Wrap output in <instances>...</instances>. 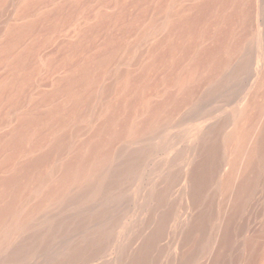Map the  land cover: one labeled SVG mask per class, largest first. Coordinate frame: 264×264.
<instances>
[{
  "label": "bare ground",
  "instance_id": "6f19581e",
  "mask_svg": "<svg viewBox=\"0 0 264 264\" xmlns=\"http://www.w3.org/2000/svg\"><path fill=\"white\" fill-rule=\"evenodd\" d=\"M102 1L0 0V264H264V0Z\"/></svg>",
  "mask_w": 264,
  "mask_h": 264
},
{
  "label": "rangeland",
  "instance_id": "374dc122",
  "mask_svg": "<svg viewBox=\"0 0 264 264\" xmlns=\"http://www.w3.org/2000/svg\"><path fill=\"white\" fill-rule=\"evenodd\" d=\"M103 1H104V0H103ZM103 1H102V2H103ZM106 1H107V0H105V3L103 2L104 4H102V2H101L100 7L107 8L109 11H115L114 9L118 8V9H117L118 12H119V11H120V12H121V11L124 12V11H126V6H127V5L125 4V3H126L125 1H128V3H129L130 0H120V1H119V0H118V1H117V0H114L113 3H112V2L110 3V2H109L110 0H108L107 2L110 3L111 6H110V5H106ZM111 1H113V0H111ZM121 1H122V2H121ZM119 2H121V3H119ZM123 2H124V3H123ZM108 3H107V4H108ZM99 4H100V3H99ZM112 4H113V5H112ZM114 6H115V7H114ZM116 6H117V7H116ZM111 8H112V10H111ZM117 10H116V11H117ZM51 48H53V46H51Z\"/></svg>",
  "mask_w": 264,
  "mask_h": 264
}]
</instances>
